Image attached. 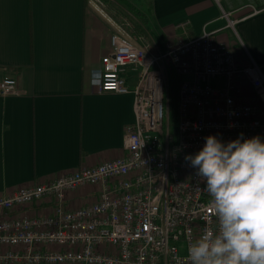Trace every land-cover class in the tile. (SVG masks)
Masks as SVG:
<instances>
[{
  "label": "built area",
  "instance_id": "2783aa9c",
  "mask_svg": "<svg viewBox=\"0 0 264 264\" xmlns=\"http://www.w3.org/2000/svg\"><path fill=\"white\" fill-rule=\"evenodd\" d=\"M110 45L95 83L99 91L133 94L124 151L0 195L2 264H189L188 247L215 224L210 197L185 156L209 135L225 142L240 133L264 137V74L210 31L170 43L159 56L126 34H113ZM166 62L185 76L175 134L168 74L156 68ZM128 68L137 71L133 89L123 76ZM18 87L16 77L0 81L2 95L17 94ZM86 189L88 202L76 205L75 194ZM43 200L54 203L51 213H7Z\"/></svg>",
  "mask_w": 264,
  "mask_h": 264
},
{
  "label": "crops",
  "instance_id": "0c3cea01",
  "mask_svg": "<svg viewBox=\"0 0 264 264\" xmlns=\"http://www.w3.org/2000/svg\"><path fill=\"white\" fill-rule=\"evenodd\" d=\"M128 1L140 12L135 27L101 0H0V81L19 83L17 94L0 93V195L123 153L133 94L99 91L95 83L113 34L159 56L208 30L264 74V0ZM156 68L168 74L171 67ZM123 76L133 89L137 71ZM86 193L75 194L76 205L88 202ZM53 206L43 200L7 213L33 217Z\"/></svg>",
  "mask_w": 264,
  "mask_h": 264
},
{
  "label": "clouds",
  "instance_id": "9594fccd",
  "mask_svg": "<svg viewBox=\"0 0 264 264\" xmlns=\"http://www.w3.org/2000/svg\"><path fill=\"white\" fill-rule=\"evenodd\" d=\"M204 140L184 159L210 197L215 226L188 247L189 264H264V137Z\"/></svg>",
  "mask_w": 264,
  "mask_h": 264
},
{
  "label": "trees",
  "instance_id": "16d2710c",
  "mask_svg": "<svg viewBox=\"0 0 264 264\" xmlns=\"http://www.w3.org/2000/svg\"><path fill=\"white\" fill-rule=\"evenodd\" d=\"M101 1H103L109 7V9L113 12L114 16H116L118 20H120L121 18H127L129 22L133 23L135 27L133 15L140 13L139 10L135 7V5H133L128 0H101ZM136 29L137 28H134L132 32L137 33L138 31ZM168 78H169L170 88H171L170 89V105H171V95L173 96V101L175 103L173 105L174 115L172 118L173 124H171L170 132L175 134L177 130V127L174 121H176L175 120L176 119V105L178 101V75L172 67L168 69Z\"/></svg>",
  "mask_w": 264,
  "mask_h": 264
},
{
  "label": "rangeland",
  "instance_id": "374dc122",
  "mask_svg": "<svg viewBox=\"0 0 264 264\" xmlns=\"http://www.w3.org/2000/svg\"><path fill=\"white\" fill-rule=\"evenodd\" d=\"M174 101H173V96L171 95V105H170V115H171V119L173 118L174 112H173V105H174Z\"/></svg>",
  "mask_w": 264,
  "mask_h": 264
}]
</instances>
